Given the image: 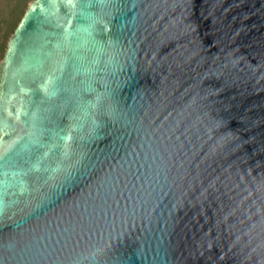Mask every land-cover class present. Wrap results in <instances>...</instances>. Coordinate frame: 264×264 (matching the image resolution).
I'll return each mask as SVG.
<instances>
[{
  "label": "water",
  "instance_id": "1",
  "mask_svg": "<svg viewBox=\"0 0 264 264\" xmlns=\"http://www.w3.org/2000/svg\"><path fill=\"white\" fill-rule=\"evenodd\" d=\"M0 264H264V0L32 1Z\"/></svg>",
  "mask_w": 264,
  "mask_h": 264
},
{
  "label": "trees",
  "instance_id": "2",
  "mask_svg": "<svg viewBox=\"0 0 264 264\" xmlns=\"http://www.w3.org/2000/svg\"><path fill=\"white\" fill-rule=\"evenodd\" d=\"M32 1L34 0H0V62L12 34Z\"/></svg>",
  "mask_w": 264,
  "mask_h": 264
}]
</instances>
